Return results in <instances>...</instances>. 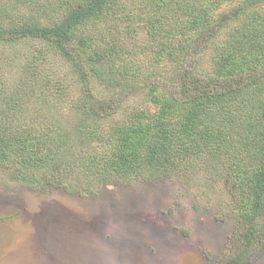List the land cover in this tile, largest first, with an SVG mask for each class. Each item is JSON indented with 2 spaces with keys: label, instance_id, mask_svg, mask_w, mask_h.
I'll list each match as a JSON object with an SVG mask.
<instances>
[{
  "label": "trees",
  "instance_id": "16d2710c",
  "mask_svg": "<svg viewBox=\"0 0 264 264\" xmlns=\"http://www.w3.org/2000/svg\"><path fill=\"white\" fill-rule=\"evenodd\" d=\"M22 1L29 7L21 14L15 5L1 3L0 43L12 45L22 39H37L44 47H34L31 55H25L24 63L14 66L12 79L0 76V166L6 167L11 178L21 176L44 194L51 189L63 190L64 175L70 168L65 161V169L61 168L54 145L77 143L75 150L83 155V168L90 166L86 172L90 180L108 184L143 172L164 173L168 164L185 154L210 151L219 157L227 153L225 176L239 215L227 251L217 264L247 263L264 241V15L256 13L257 5L264 0H211L205 7H197L193 0H146L150 6L145 17L147 34L153 30L146 23L151 24L158 13L164 15L166 9L179 17L190 10L195 14L196 9L201 19L184 25L183 36L193 28L190 40L185 36L178 39L180 54L170 57L178 65L162 81L154 69L149 72L151 80L147 74L141 79L139 66L127 65L132 37L123 42L117 32L112 34V29L120 32L123 27L114 15L119 6L113 0H49L47 5H54L55 13L46 17L44 5L38 10L35 0ZM216 7L223 11L216 12ZM209 8L215 18L210 14L203 17L202 12ZM213 23L219 24L214 34ZM127 26L133 30L132 23ZM210 36L219 44L212 49L203 78L196 72L200 57L191 44ZM51 51L67 62L70 81L63 75L57 79L58 74L48 77L47 69H38L37 64L48 59ZM191 56L194 60L189 68L185 65ZM128 67H132L130 74ZM89 75L97 85L104 81L108 86L113 84L114 91L107 86L101 93L92 80L89 89ZM117 75L128 84L127 94L138 81L150 103L138 111L124 106L126 125H121L116 138L99 142L97 133L88 131L91 144L87 145L83 135H74L76 124L66 128L49 118L42 102L60 90L61 80L67 86H80L79 99L87 115H115L120 104L117 96H121L116 87L118 80L114 79ZM38 177L41 179L36 180ZM97 187L92 190L90 186V193Z\"/></svg>",
  "mask_w": 264,
  "mask_h": 264
},
{
  "label": "rangeland",
  "instance_id": "374dc122",
  "mask_svg": "<svg viewBox=\"0 0 264 264\" xmlns=\"http://www.w3.org/2000/svg\"><path fill=\"white\" fill-rule=\"evenodd\" d=\"M47 1H34L38 10L43 9L40 5H44L45 17L55 13L54 5L48 6ZM193 1L197 7L211 3V0ZM113 2L119 6L114 15L123 27L120 32L118 28L112 29V34L117 32L123 42L129 35L132 37L128 43L130 62L127 65L139 66L143 75L141 79H145L146 74L150 76L153 69L159 72L161 81L167 74L171 76L173 66L178 63L170 57L173 59L180 54L178 39L180 41L185 36L187 41L190 40L193 28L186 30L184 36L183 28L201 20L197 17L199 12L195 9L194 14L190 10L179 17L166 9L164 15H154L153 24L146 23L153 30L147 34L145 17L150 13V6L146 0ZM1 3L15 5L19 14L29 7L22 0H0ZM211 8L202 12L203 17L212 16ZM215 11L223 10L216 7ZM256 13L264 15V3L257 5ZM130 22L134 25L133 30L127 26H131ZM218 28L219 24L213 23L212 33ZM218 44L219 41L213 38L191 44L200 57L197 58L196 72L203 78V71L208 70L214 53L212 49ZM37 46L44 47L43 41L22 39L12 45L0 43V76L12 79L14 66L23 64V57L31 55ZM193 60L191 56L185 66L192 68ZM39 63L38 69L40 72L47 69L48 77L58 74L57 79L63 75L70 81L67 62L56 52L51 51L50 57ZM132 67L126 68L128 74ZM152 78L150 76L149 79ZM114 79L118 80L116 87L120 89L121 96H117L120 104L116 114L110 117L87 115L79 99L80 86L75 83L67 86L63 80L59 83L60 90L42 99V104L49 110V118L54 123L58 121L66 128L76 124L74 135H83L87 145L91 144L88 131H95L99 142L114 139L121 125H126L123 120L128 115L124 106L138 111L146 109L150 103L138 81L132 93L127 94L128 84L124 79L119 75ZM91 80L96 90L101 93L107 90L108 81L97 85L90 75L87 79L89 89ZM108 87L112 92L115 89L111 83ZM150 109H153V104ZM119 113H122L121 118ZM76 144H72L74 148L70 143L63 147L53 146L61 168L65 169L64 161L70 167L64 175L67 177L63 180V190L51 192V189L43 194L36 189L38 186H31L21 176L11 178L6 167L0 166V264H217L226 253L239 215L225 176L227 153L219 157L216 151L215 156L210 151L198 152V155L185 154L181 160L168 164L164 173L157 171L149 175L150 171L143 172L124 180L117 178L116 182L108 184L90 180L86 174L90 166L83 168V155L75 150ZM214 166L217 170H213ZM39 179L41 177L36 178ZM96 184L98 187L91 194L89 187L93 190ZM245 264H264V241Z\"/></svg>",
  "mask_w": 264,
  "mask_h": 264
}]
</instances>
